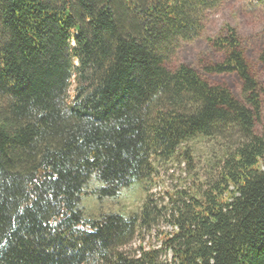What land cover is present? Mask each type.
Returning a JSON list of instances; mask_svg holds the SVG:
<instances>
[{"label":"trees","instance_id":"obj_1","mask_svg":"<svg viewBox=\"0 0 264 264\" xmlns=\"http://www.w3.org/2000/svg\"><path fill=\"white\" fill-rule=\"evenodd\" d=\"M223 1L0 0V264H264L262 91L241 39H208L224 60L204 70L237 75L242 101L167 66ZM199 137L221 153L169 207L85 216V194L115 199L154 160L192 165L182 146ZM158 216L171 230L147 248Z\"/></svg>","mask_w":264,"mask_h":264},{"label":"rangeland","instance_id":"obj_2","mask_svg":"<svg viewBox=\"0 0 264 264\" xmlns=\"http://www.w3.org/2000/svg\"><path fill=\"white\" fill-rule=\"evenodd\" d=\"M226 26L233 27L245 50L246 58L261 86L263 122L257 127L262 131L264 125V65L260 56L264 50V9L252 7L247 0H224L220 6L206 13L205 31L201 38L192 42L182 43L176 56L167 64L171 70L180 64H185L196 70L212 85L227 86L237 99L242 101V82L235 74H209L204 70L207 64H217L224 60V55L218 52L208 39L219 36ZM182 148L188 150L194 162L188 165L184 157L177 154L168 161L154 160L156 173L142 183H136L121 191L115 198L99 199L97 195H86L81 202V208L88 218H97L103 214L121 213L127 217L141 212L142 206L150 195L159 208L169 207V194L192 187L197 176L204 175L211 161L216 160L221 153V147L216 141L199 137L186 142ZM100 184L93 180L87 187V193H92ZM103 187V184L101 185ZM164 210V209H163ZM165 211V210H164ZM171 230L163 216H158L148 230H139L143 234L144 246L149 248L161 246V231ZM140 237L125 250L134 252L140 245ZM172 255L163 254L161 262L171 264Z\"/></svg>","mask_w":264,"mask_h":264}]
</instances>
